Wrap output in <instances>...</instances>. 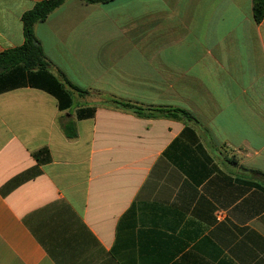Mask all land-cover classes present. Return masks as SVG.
I'll list each match as a JSON object with an SVG mask.
<instances>
[{
    "label": "crops",
    "instance_id": "obj_1",
    "mask_svg": "<svg viewBox=\"0 0 264 264\" xmlns=\"http://www.w3.org/2000/svg\"><path fill=\"white\" fill-rule=\"evenodd\" d=\"M41 1L0 0V53L24 44L22 16ZM254 4L67 0L35 25L50 72L89 94L72 91L61 112L29 84L0 91V264H264ZM108 97L198 121L139 117Z\"/></svg>",
    "mask_w": 264,
    "mask_h": 264
},
{
    "label": "trees",
    "instance_id": "obj_2",
    "mask_svg": "<svg viewBox=\"0 0 264 264\" xmlns=\"http://www.w3.org/2000/svg\"><path fill=\"white\" fill-rule=\"evenodd\" d=\"M65 1L67 0H44L36 3L33 8L26 11L22 16L24 44L0 53V91L21 84H29L55 96L59 102L61 112L68 110L72 106V91L78 92L81 96L89 94V91L72 83L64 73H61L62 79H60L50 72V63L40 40L35 34V25L45 22L49 15ZM83 1L87 4H107L113 0ZM254 16L258 23L263 20L264 0H255ZM105 103L119 109L131 111L137 116L144 118L166 117L187 122L198 121L190 111L183 108L144 107L114 97H108ZM94 113L95 107H86L80 108L77 115L79 118H87L93 116ZM59 123L67 138H77V125L70 114H61ZM226 161L238 165V160L233 156L227 158ZM246 170L263 175L258 170Z\"/></svg>",
    "mask_w": 264,
    "mask_h": 264
}]
</instances>
